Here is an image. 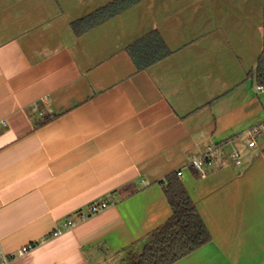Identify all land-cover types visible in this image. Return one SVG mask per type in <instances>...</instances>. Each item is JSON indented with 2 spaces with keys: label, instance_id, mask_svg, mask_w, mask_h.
<instances>
[{
  "label": "crops",
  "instance_id": "0c3cea01",
  "mask_svg": "<svg viewBox=\"0 0 264 264\" xmlns=\"http://www.w3.org/2000/svg\"><path fill=\"white\" fill-rule=\"evenodd\" d=\"M112 1L0 0L10 264H127L171 216L160 182L172 172L211 236L172 264H264V133L247 145L264 124L248 75L264 59V0H136L74 30ZM152 31L170 52L138 68L128 48ZM204 157L202 174L191 161Z\"/></svg>",
  "mask_w": 264,
  "mask_h": 264
},
{
  "label": "trees",
  "instance_id": "16d2710c",
  "mask_svg": "<svg viewBox=\"0 0 264 264\" xmlns=\"http://www.w3.org/2000/svg\"><path fill=\"white\" fill-rule=\"evenodd\" d=\"M136 0H114L86 17L74 22L73 28L82 32L118 13ZM77 27H81L78 30ZM128 51L138 68H144L169 54L161 36L152 31L132 44ZM248 75L258 85L264 84V59L260 56ZM207 157L203 158L205 163ZM171 207V216L153 230L150 239L139 254L128 253L127 264H172L210 241V233L194 202L186 191L180 176L169 173L160 182Z\"/></svg>",
  "mask_w": 264,
  "mask_h": 264
},
{
  "label": "built area",
  "instance_id": "2783aa9c",
  "mask_svg": "<svg viewBox=\"0 0 264 264\" xmlns=\"http://www.w3.org/2000/svg\"><path fill=\"white\" fill-rule=\"evenodd\" d=\"M258 88H264V86H258ZM250 137L249 140L247 142V145L249 147H254L256 145V138L258 135H260L261 133H264V124L262 125H255L251 128L250 130ZM231 157L235 160L236 163H240L241 162V155L240 152L237 150H234L231 152ZM191 164L200 170V172L202 174H204V172L202 171V165H203V161L201 158H193L191 161ZM108 206V202H94V203H90L87 207L85 212H81L79 213V217L80 218H85L87 216H90L92 214H95L101 210H103L104 208H106ZM72 221L68 220L66 222V226L71 225ZM58 233H60V230H56L53 232V235H57ZM34 245L33 244H29L26 246L21 247L17 254H22L24 252H26L27 250L31 249ZM16 254L12 253V254H7L3 251V249L0 246V264H10L11 259L15 256Z\"/></svg>",
  "mask_w": 264,
  "mask_h": 264
}]
</instances>
